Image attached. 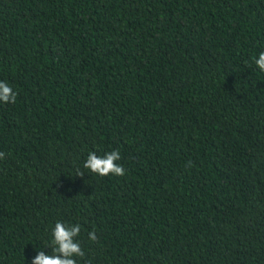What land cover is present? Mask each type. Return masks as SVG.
I'll return each instance as SVG.
<instances>
[{
    "label": "trees",
    "instance_id": "trees-1",
    "mask_svg": "<svg viewBox=\"0 0 264 264\" xmlns=\"http://www.w3.org/2000/svg\"><path fill=\"white\" fill-rule=\"evenodd\" d=\"M260 52L264 0H0V264H264Z\"/></svg>",
    "mask_w": 264,
    "mask_h": 264
},
{
    "label": "clouds",
    "instance_id": "clouds-1",
    "mask_svg": "<svg viewBox=\"0 0 264 264\" xmlns=\"http://www.w3.org/2000/svg\"><path fill=\"white\" fill-rule=\"evenodd\" d=\"M255 64L260 70L264 71V52L259 53V59L255 60ZM16 100V93L12 91V88L6 85L4 82H0V101L14 103ZM4 153H0V157H3ZM120 159V153L117 150L106 153L104 156H97L95 152H90L85 163L84 168L89 169L93 173H97L101 176L108 174H114L117 176H123L125 170L122 166L114 163ZM77 174H81L78 171ZM71 223H64L57 221L55 227L52 229L51 244L54 245L52 252L49 255H45L40 252L33 261V264H77V260L71 257H83L84 252L81 248L80 242H74V237H78L81 231V226L77 223L72 226ZM91 241H96L97 237L95 232L88 234ZM62 254L59 255V254Z\"/></svg>",
    "mask_w": 264,
    "mask_h": 264
}]
</instances>
